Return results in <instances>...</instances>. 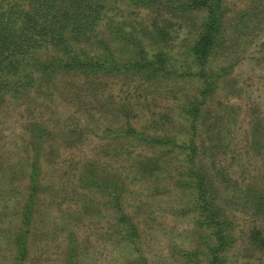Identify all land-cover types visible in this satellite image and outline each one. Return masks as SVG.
<instances>
[{"label": "rangeland", "instance_id": "obj_1", "mask_svg": "<svg viewBox=\"0 0 264 264\" xmlns=\"http://www.w3.org/2000/svg\"><path fill=\"white\" fill-rule=\"evenodd\" d=\"M129 1H109L99 31L156 21L168 72H51L45 47L0 75V264H209L197 172L231 236L217 264H264V0H223L194 129L182 106L200 82L180 73L203 12Z\"/></svg>", "mask_w": 264, "mask_h": 264}, {"label": "trees", "instance_id": "obj_2", "mask_svg": "<svg viewBox=\"0 0 264 264\" xmlns=\"http://www.w3.org/2000/svg\"><path fill=\"white\" fill-rule=\"evenodd\" d=\"M109 1L112 0H0V75L19 73L26 57L45 47L59 53L55 58L58 64L53 65L51 72L58 68L93 75L132 70L149 78L168 72L170 58L163 50L166 33L156 26V21L146 22L145 18L128 21L133 24L128 30L109 24L105 26L108 32L101 34L98 26ZM172 3L181 12L201 10L204 14L201 27L188 48L187 57L191 65H186L180 73L200 82L199 95L182 106V111L191 117V128L194 129L195 108L200 105L198 99L212 92L219 77L206 63L222 35L223 0H161L159 5L167 8ZM148 5L152 11L158 9V5L150 3V0L129 1L131 7L146 8ZM126 22L123 20L121 23ZM144 38L148 42L144 43ZM114 39L127 47L125 58L116 57L111 49L110 42ZM73 43H89L92 50L76 48ZM194 176L203 202L202 210L207 215L206 220L214 226L216 237V241L208 247L209 264H217L223 258L220 252L231 240L224 228L227 219H223L210 195L207 196L204 177L198 172ZM261 243L264 247V239Z\"/></svg>", "mask_w": 264, "mask_h": 264}]
</instances>
